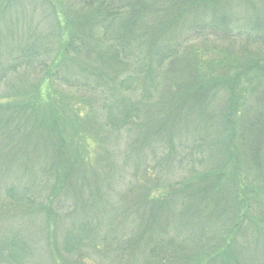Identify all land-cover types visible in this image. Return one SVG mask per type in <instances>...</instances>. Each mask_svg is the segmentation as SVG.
Instances as JSON below:
<instances>
[{"label":"trees","instance_id":"16d2710c","mask_svg":"<svg viewBox=\"0 0 264 264\" xmlns=\"http://www.w3.org/2000/svg\"><path fill=\"white\" fill-rule=\"evenodd\" d=\"M81 1L87 6L98 5V20L91 23L98 29V37L89 41L92 27L78 21L64 25L61 13L57 29L67 28L69 34H63L66 40L44 71V84L47 87V81L54 82L61 73L65 85L71 84L68 79H74V87L76 83L83 85L79 76L69 77L64 71L76 56V49L87 51L95 44L103 47L102 54L95 48L96 54L85 69L90 70V74L98 72V78L107 74L116 80L129 71L123 79L128 85L118 83L121 95L117 94L114 83L101 91L112 98V102L104 100L100 109L107 116L104 125L100 121L103 116L93 118L89 113L76 122L79 139L84 137V140L98 142V150H92L89 158L74 150V140L65 136V117L60 118L54 106L38 97L29 102L13 103L15 97L12 95L5 107L0 106V115L8 111L3 119L0 117V146L7 157L3 163H9L4 171L7 174L18 172L13 178L17 189L24 182L20 192L12 189L13 198L16 196L14 204L22 206L18 221L32 230V224L41 227L43 240L53 241L52 253L47 258L50 264H85L82 262L85 259L83 246L87 252L92 250L90 257H97V264H251L253 259L240 250L239 242L250 234L254 240L252 244L264 245V57L247 52L235 55L228 50H209V46H213L209 39H229L223 36L227 37L229 31L240 30L254 41V35L264 28L258 27L259 31L248 26L234 28L222 11L220 0H171L166 6L167 14L149 0L78 2ZM149 10L148 16L153 20L145 28L149 26L151 37L147 42L150 48L143 53L140 31ZM169 13H172L171 18ZM203 14L209 17L200 20V24L199 17ZM179 27L190 31L185 37L197 36L193 39L195 43L204 40L205 47L190 46L179 51L184 39L174 43L172 34ZM194 50L221 56L208 77L201 75L200 65L193 63ZM133 51L142 56L135 57L138 64L133 69L135 72L130 73L133 59L127 52L132 54ZM185 55L192 60L182 58ZM181 59L184 62L181 63ZM185 63H191L190 67L182 71ZM160 71L164 76L161 74L158 84L163 86L157 93L156 106L165 116L149 124L141 120L137 102L124 94L135 92L141 85L145 90L149 87L158 91L156 73ZM134 82L137 83L135 87L132 86ZM164 87L168 89L163 90ZM114 104L117 106L113 111ZM178 124H183L187 133L178 134ZM105 125L108 130H103ZM146 125L149 126L148 134L142 132L147 130ZM26 128L28 130L24 131ZM123 129L135 130V138L127 147V157L138 158L142 153L144 160L148 154L158 159L154 167L145 164L141 171L142 163H137L135 172L126 182L127 188L133 186L130 195L125 192L127 196L121 197L129 201L123 204L121 200L120 208H114V184L111 182L122 164L110 161L112 167L105 168L106 160L104 156L100 158L98 134L102 130L117 133ZM37 130L45 132L41 143L44 150L28 152L31 145L28 134ZM19 135L22 144L15 148L22 155L19 158L14 153L9 159L11 151H5L3 144ZM166 157L170 161L165 175ZM94 159L98 160V171L90 169ZM31 162L37 163L38 168H33ZM122 171L124 173L123 168ZM44 177L52 178L53 184L44 188ZM163 177L164 186L160 187ZM73 181H80V196L85 190H91L96 182L98 199L91 201L90 214L66 229L70 232H61L64 229L56 223L58 217L61 219L58 214L62 208L58 197H64L65 188L68 192L77 191ZM35 186L40 194L37 200H30L28 190ZM146 204L154 206L159 229L133 230L135 222L131 219H137L140 225L146 224L143 211ZM126 224L130 225V230H125ZM64 236L60 251L56 244ZM0 258L5 261L18 259L17 264H22L25 254L19 242L5 240L0 243Z\"/></svg>","mask_w":264,"mask_h":264},{"label":"rangeland","instance_id":"374dc122","mask_svg":"<svg viewBox=\"0 0 264 264\" xmlns=\"http://www.w3.org/2000/svg\"><path fill=\"white\" fill-rule=\"evenodd\" d=\"M79 0H0V106H4L8 104V97H15L14 102L32 101L35 97H38L40 101H44L47 104H50L55 107L58 112L60 118H63L66 121V130L65 136L71 140H74L73 147L78 153H80L83 157H90L92 150H98V145L96 140H84V137L79 139V134L76 127V122L78 119H83V116L86 113H89L93 118H103L100 119L102 125L105 123V119L107 116L104 114V111H101V107L103 105L104 100H108L112 102V98L109 93L101 94V91L109 85L110 83H114V87L117 90V94L121 95L118 90V83L120 82L123 85H128V82L125 83L123 81L126 78V75L129 71H127L124 77H120L116 80L113 76L105 74L98 78V72L95 74L93 72L90 74V70H86L85 68H89L86 65L88 62L94 58L96 52L95 48H98V54H102V46L97 47L95 44H91L89 50L85 51L83 49H76V56L72 59L70 64L65 68L64 74L67 73L69 77L79 76L80 83H76V87L72 86L74 79H68L71 84H64L60 73L59 78L54 80V82L47 81V85L45 82V72L49 66L50 62L56 57V52L58 51L60 45L63 43V40H66L63 34H69V30L66 28L57 29L58 18H60L63 14V18H61L62 22H65L64 25L70 24V22H80L84 26L92 27V36L89 41H92L96 37H98V29L95 28L91 23L94 20H98V14L96 11L98 9V5L94 4L93 6H87L84 1L81 3ZM156 6L161 7L167 14V5L171 0H149ZM222 5V11L227 14L229 20L231 21V25L234 28H239L240 26H248L252 28H264V0H220ZM62 13V14H61ZM147 16L143 18L144 28L140 31L141 38H143V42L141 46L143 47V53L148 51L150 46L148 45V40L151 37V34L148 30L149 24L153 20V17H149L150 10L147 11ZM172 13L168 14L170 17ZM208 15L203 14V16L199 17L200 20H207ZM67 21L69 23H67ZM59 25V24H58ZM149 25L147 28H145ZM72 26V25H71ZM70 26V27H71ZM259 31V28H258ZM189 30H184L181 27L176 28L172 34H174L173 42H181L184 39V43L180 45L179 51L187 50L190 46L202 49L205 47L204 40H198L196 43L193 39H196L197 36L191 35L189 37H185ZM228 35L223 36V38L229 39H216L210 38L212 48L209 46V50L214 48V51L217 50H228L233 54L237 55L239 53L247 52L248 54L253 53L254 55H262L264 57V29L259 33L254 35V41L247 35H245L240 30H234L233 32H227ZM80 38L76 37V41L79 44ZM197 45V46H196ZM48 47V48H47ZM195 56H193V60L185 55L182 58H187L193 61L194 64L200 65V74L208 77L210 74V69L216 68V61L221 58L219 54L213 53H201L196 52ZM133 61L131 64L130 73L135 72L133 70L137 66V62L135 61V57H141L138 51H133L132 54L127 52ZM142 53V54H143ZM181 54H186L181 52ZM139 55V56H138ZM184 62L181 59V63ZM68 63V62H67ZM179 60L176 61V65H178ZM191 63L183 64L182 71H187L190 67ZM63 69V68H62ZM74 69V70H73ZM69 71V72H68ZM161 74L164 76L163 71L157 72L156 75L158 77L155 89L145 90L141 85V88L137 89L135 92H128L124 94L126 98H130L133 102H137L139 105V112L141 115V120L148 122H157L162 119L165 115L160 114L156 103L158 102L157 93L163 85H159L161 81ZM85 78L83 80V77ZM93 76V77H92ZM43 81L41 82V80ZM112 81V82H111ZM87 84V85H86ZM137 83H133V87H135ZM152 86V85H151ZM93 88H96L94 91ZM35 93H33L34 90ZM122 90V88H119ZM168 89L164 87L163 90ZM31 90V91H30ZM26 91L23 95H19L20 92ZM122 98V96H121ZM117 100L120 99L117 96ZM252 101V100H251ZM13 105V104H11ZM117 105H112L113 111L115 110ZM121 106V105H119ZM74 110L75 113H72L71 109ZM119 109V108H118ZM120 110V109H119ZM122 111V110H120ZM125 113L129 111L123 110ZM8 112V111H6ZM3 112V114H6ZM12 113L14 118L17 116L16 111ZM113 113V112H112ZM185 114L183 111L181 112ZM0 115V117H4V115ZM117 120V119H116ZM133 124V120H131ZM32 125V122L30 123ZM140 124V123H138ZM1 126V125H0ZM103 130H108L105 128ZM133 127V126H131ZM135 127V126H134ZM147 130L142 131L148 134L149 126L146 125ZM136 128V127H135ZM27 131L28 128L23 129ZM101 131L98 134V138L100 139L99 147L101 148L100 158L104 156L105 168L108 169L112 167L110 161H115V165H119L118 161L121 162L122 166L117 169V174L115 178L112 180L113 191H114V208H120L121 200L123 204H127L129 201L127 199H122L121 197L129 196V191L131 188H127V181L129 180V176L133 174L138 166L137 163H142L139 170L141 171L145 164H149L150 166H155V163L158 159L155 158L152 154H148L145 160L143 159L142 153H139V157H127L129 150L127 147L132 144V140L135 138L132 129H123L118 131L117 133H107L106 131ZM131 130V131H130ZM141 132V133H142ZM178 134H185L187 130L183 126V124H178V129H176ZM44 131H35L28 136L31 139V145L28 147L26 151L37 152L38 150L42 151L43 145H41L44 140ZM185 136V135H184ZM22 136H16L13 140L7 139L3 144L5 145V151H11L9 154L10 157L15 156L14 153L21 157L22 154L17 153V145L19 143L22 144ZM1 144V143H0ZM41 145V146H40ZM40 146V149L38 147ZM3 146H0V243H3L5 240H9V242H19L20 249H23L25 254V258L22 261V264H50V261L47 259L49 254L52 253V244L53 241L43 240L44 230H41V227H38L34 224V230L32 227L29 228L23 221L19 222L20 216V205L19 203L14 204V199L12 195V189L14 188L16 192H20L22 185L15 187V178L18 174L16 170L6 173L4 171L6 163L4 165V159L7 158L5 153L3 152ZM39 151V152H40ZM28 152L26 154H28ZM149 153L148 151H146ZM127 157V158H126ZM33 157L30 155V159ZM126 158V159H125ZM125 159V161H124ZM166 163L163 165V171L165 175L167 174L168 169L166 168L169 165L170 158L166 157ZM95 160V159H94ZM93 160V161H94ZM12 163H15L14 161ZM32 163V162H31ZM129 163V164H128ZM92 168L94 170H100V166L98 164V160L96 159L94 163H91ZM33 168H38L37 163H32ZM120 166V165H119ZM124 170V173L122 171ZM165 169V170H164ZM89 179L91 175L87 176ZM152 174V178H153ZM147 179L146 177L144 178ZM44 188L47 184L50 186L53 184V179L44 177ZM165 178H162V186H164ZM74 185L77 187V191L73 190L68 192L65 188L64 197L60 196L58 203L62 205L61 210L59 211L58 216H61V219L58 217L56 223L60 225L64 231L71 228L76 221L82 220L86 215L91 213V208L89 207L92 203L91 201L94 198L98 199L96 194V188L92 187L91 190H85L82 196H80L79 188L80 181H73ZM37 186L29 188L27 196L30 200H37L40 193H38ZM127 193V195L125 194ZM69 194V195H68ZM45 196V194H44ZM65 203H63V200ZM155 203V202H154ZM27 205V204H26ZM151 206V204H146L143 206V211L145 212V225H140L137 219H131L135 222V227L133 230H158L159 229V220L157 218V212ZM146 207V210L144 208ZM65 208V209H63ZM154 209V210H152ZM19 215V216H18ZM92 221V220H91ZM127 229L130 230V225H125ZM149 227V229H147ZM103 231V230H102ZM214 233H217V230H213ZM60 234V233H59ZM64 233L62 234V236ZM64 237H60L58 244H56V248H59L61 251L62 243L64 241ZM209 239H212L208 236ZM250 242L251 245L245 243ZM254 240L251 238L250 234H247L246 238H241L239 242L240 250L248 254L249 257L253 259L251 264H264V245L259 243L258 245L252 244ZM241 244V245H240ZM46 250V252H45ZM50 250V251H49ZM51 252V253H50ZM92 250L87 252V249L83 246V258H85L82 262L85 264H97V257H90ZM18 259L16 260H3L0 258V264H17Z\"/></svg>","mask_w":264,"mask_h":264}]
</instances>
